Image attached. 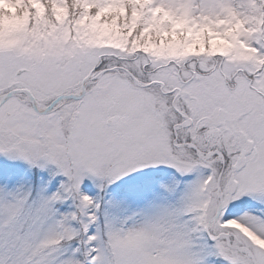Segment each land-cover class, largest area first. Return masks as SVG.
Instances as JSON below:
<instances>
[{
	"label": "snow or ice",
	"instance_id": "6c2138e0",
	"mask_svg": "<svg viewBox=\"0 0 264 264\" xmlns=\"http://www.w3.org/2000/svg\"><path fill=\"white\" fill-rule=\"evenodd\" d=\"M0 264H264V0H0Z\"/></svg>",
	"mask_w": 264,
	"mask_h": 264
}]
</instances>
